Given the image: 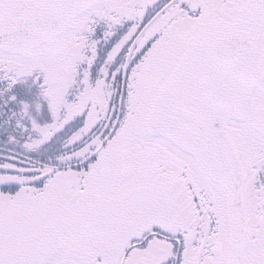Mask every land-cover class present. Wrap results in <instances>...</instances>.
<instances>
[{
    "label": "snow or ice",
    "instance_id": "obj_1",
    "mask_svg": "<svg viewBox=\"0 0 264 264\" xmlns=\"http://www.w3.org/2000/svg\"><path fill=\"white\" fill-rule=\"evenodd\" d=\"M0 264H264V0H0Z\"/></svg>",
    "mask_w": 264,
    "mask_h": 264
}]
</instances>
